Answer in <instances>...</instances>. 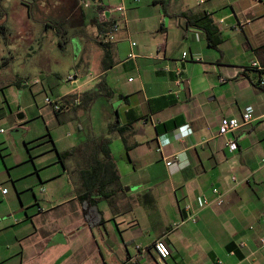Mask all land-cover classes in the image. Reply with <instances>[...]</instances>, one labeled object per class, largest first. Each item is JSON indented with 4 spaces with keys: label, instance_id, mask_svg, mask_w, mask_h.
<instances>
[{
    "label": "crops",
    "instance_id": "0c3cea01",
    "mask_svg": "<svg viewBox=\"0 0 264 264\" xmlns=\"http://www.w3.org/2000/svg\"><path fill=\"white\" fill-rule=\"evenodd\" d=\"M66 1L29 0L31 7L20 2L21 20L24 13L27 22L13 23L29 42L26 56L40 53L58 19L64 26L61 40L72 29L77 37V54L70 40L65 43L75 74L67 76L68 93L46 97L98 90L102 79L111 96L97 99L99 132L93 123L83 132L77 104L68 103L56 115L46 106L18 109V119L26 110L31 120L42 119L53 146L44 161L32 159L28 149L20 160L4 153L6 130L0 127V188L7 190L0 193V264H264L259 244L264 237V90L257 85L259 73L250 69L253 61L264 67V0H200L195 8L179 11L169 10V0H132L133 5L93 0L96 13L90 22L82 1L69 0L68 6ZM64 7L65 15L58 18L53 8ZM103 7L124 8L122 15L108 17L116 26L112 42H105L108 32L99 33L96 26ZM220 19L224 23L218 25ZM28 20L42 28L40 42ZM206 21L213 29L208 34ZM98 43L109 44L105 71ZM183 52L201 62L183 60ZM17 82L18 89L26 86ZM247 108L253 120L242 124ZM6 117L2 114L0 121ZM223 118L241 123L227 137L217 134ZM111 123L117 131L108 133ZM68 127L77 133H63ZM160 136L165 137L159 152ZM37 137L26 138L25 145ZM104 138L119 179L97 203L99 220L89 223L79 198L82 172L92 170L80 149L88 140ZM228 139L235 142L231 152ZM48 182L50 193L40 185L44 195L38 197L34 186ZM213 189L223 197L221 206L214 203ZM203 198L210 200L208 206ZM48 212L65 235L58 232L52 239L43 230L38 219ZM156 241L170 250L166 260L153 251Z\"/></svg>",
    "mask_w": 264,
    "mask_h": 264
},
{
    "label": "rangeland",
    "instance_id": "374dc122",
    "mask_svg": "<svg viewBox=\"0 0 264 264\" xmlns=\"http://www.w3.org/2000/svg\"><path fill=\"white\" fill-rule=\"evenodd\" d=\"M21 1L28 2L29 0H0V4L3 7H7V19L4 20V18H2L3 24H6L7 32L0 36V85H2L0 88V116L4 113L7 116L5 121H0V127L6 130L4 137L7 139L6 144L4 142V147L5 145L7 147L4 148L3 151L4 153L7 151L11 152L13 158L18 157L20 160L23 156L21 152L28 149L32 159L35 158V160H37L39 158V160L44 161L46 160L47 150L52 149L53 146L49 138L45 135L42 125L43 121L42 119L31 120V115L28 114L29 112L27 110L23 112L25 113L24 117L18 119V109L22 111V109H25L29 104H33V107L40 109L45 106L44 99L46 96H55L57 94L64 95L72 89L69 87L67 76L70 75L72 78L75 74V70L71 67V57L68 52L70 46H66L65 43L70 40L74 47L75 54H77V45L75 43L77 37L72 29L67 30V34L64 35L61 40L60 34H63V23H61V21L58 22V19H53V22H55L54 27L50 28L48 34L44 36L40 53L37 52L34 57L32 55L27 57L26 51L29 42L25 44L23 42V36L19 35V31L21 32V27L19 25L27 22L24 13L22 14L21 20ZM54 1L62 2L64 0H51L52 4ZM70 1L68 0L65 3L67 4ZM87 1H89V7L86 5L83 6L85 4L84 1H82L81 4L87 15V21L89 20L88 22H90V19L92 20L96 13V9L92 10L91 8L93 6V0ZM102 1L107 3L106 0ZM126 2L128 5H133L132 0H126ZM142 2L146 3L147 0H139L140 4ZM199 3L200 0H169L167 5L169 10L179 11L180 9L195 8ZM53 11L54 14L60 18L65 15L66 8L59 9V11L53 8ZM99 11L98 9V12ZM32 21L33 20H28L29 24L34 27L36 41L40 42L39 36L42 33V28ZM13 22H19V25ZM33 48L37 50V46ZM6 61L8 64L5 63ZM93 72L94 70L91 69L89 74L93 75ZM17 81L26 83V86L18 89L13 84ZM98 100L101 101L102 99L99 98ZM98 100H96L98 103L92 108V111L89 108L85 109L83 106L78 107L79 114L77 115V119L82 124L83 132H86V124L88 123H93L95 132L101 130V121L99 120L98 111L102 112V104ZM49 109L51 110V108ZM9 115H11L10 120L8 117ZM20 115H22V113H20ZM63 130V133L69 131L73 136L77 133L73 127L64 128ZM14 131H18V134H13ZM33 134L38 136L36 141L32 143V145H25L27 142L26 138L31 137ZM40 185H44L48 193H50L51 185L49 182L45 184L38 183L34 186V192L38 197L44 195L41 192L42 188ZM50 216L51 212H48L43 215L41 219H38L42 220L41 226L43 230L48 234L51 232L52 239H55V235L58 232L64 233L65 235L66 229L61 227L58 228V225L51 223L52 220H50ZM50 225H53V228ZM38 236L40 235H35L36 238H38ZM34 241H36V239ZM67 242V248H70L71 244L69 239H67Z\"/></svg>",
    "mask_w": 264,
    "mask_h": 264
},
{
    "label": "trees",
    "instance_id": "16d2710c",
    "mask_svg": "<svg viewBox=\"0 0 264 264\" xmlns=\"http://www.w3.org/2000/svg\"><path fill=\"white\" fill-rule=\"evenodd\" d=\"M87 1V0H80ZM100 9V8H99ZM206 17L197 18V21L204 19ZM97 19V18H96ZM205 20V19H204ZM207 27H204L203 30L208 34V32H212L211 25H208V21H206ZM99 33L101 32H109L113 27L109 20L104 24H96ZM98 46L101 48L103 56L101 67L102 70H107V66L105 60L110 57L109 44L107 43H98ZM18 86L20 83H13ZM98 90L94 89L88 92L77 94H69L62 98L58 99V104L60 105V109L58 111H52L53 114H58L68 103L74 105L75 101L79 100V104H77V108L83 106L85 109H88L91 104L100 97H110L111 93L106 89V85L104 83V79L97 85ZM264 90V89H262ZM117 123V122H115ZM117 131V128L113 126V123L108 125V133H113ZM109 139L104 138L101 140H88L86 141L80 150L87 152L86 161L87 168L91 169L88 171L82 172V182L84 184L82 188V193L80 194L79 201L83 208V213L86 220L89 223L93 222V219L96 218L99 220L100 213L97 210V203L99 199H106V193L116 187L118 184V175L115 163L112 159V156L109 151ZM75 151V150H74ZM71 154L69 152L67 155Z\"/></svg>",
    "mask_w": 264,
    "mask_h": 264
},
{
    "label": "built area",
    "instance_id": "2783aa9c",
    "mask_svg": "<svg viewBox=\"0 0 264 264\" xmlns=\"http://www.w3.org/2000/svg\"><path fill=\"white\" fill-rule=\"evenodd\" d=\"M134 2H138L139 0H133ZM202 3V2H200ZM94 4H98V1L95 0ZM86 4H84L85 6ZM89 4L87 3L86 6ZM119 12L121 15L124 13V8L122 7H116V8H102L97 14V21L100 24H104L109 20V15L112 13ZM224 20H218L217 24H223ZM245 24L248 25L249 23L246 22L244 24H240V29L243 30L245 28ZM116 31V26L108 32L107 36L105 37V42H112L113 41V33ZM134 45V44H133ZM182 59L183 60H191L194 62H201V59L198 56L190 57L187 52L182 53ZM250 69L256 71L259 73V77L257 78V85L261 88L264 89V67H262L257 61H253L250 64ZM223 81V80H222ZM58 99H51L48 97H45L44 99V105L46 107L51 108L52 111H58L60 109V105L57 103ZM76 104H79V100L75 101ZM252 116H251V109L247 108L244 110V112L241 115V123L242 124H249L252 122ZM241 123L237 119H221L218 129H217V134L220 137H227L231 135L235 130H237ZM0 132H3V130H0ZM165 136H160L158 138V151L160 152L162 149V142ZM235 142L233 139H228L227 142L225 143V146L229 152L233 151L234 149ZM262 164H264V159L261 160ZM172 162H166V166H171ZM0 193L2 195H5L7 193L6 189L0 188ZM212 195L214 197V203L216 206H221L223 204V197L220 194V192L217 189L212 190ZM210 204V200L207 198H203L202 200V205L203 206H208ZM259 244L264 252V237L259 239ZM239 248L244 247V243H240L238 245ZM153 251L155 252L156 256L160 260H166L170 256V250L168 247L165 245L164 242L162 241H156L153 245ZM217 264H225L223 262H217Z\"/></svg>",
    "mask_w": 264,
    "mask_h": 264
},
{
    "label": "flooded vegetation",
    "instance_id": "af4514ba",
    "mask_svg": "<svg viewBox=\"0 0 264 264\" xmlns=\"http://www.w3.org/2000/svg\"><path fill=\"white\" fill-rule=\"evenodd\" d=\"M24 5L26 7H31V2H24ZM6 8L7 7H3L1 4H0V36L1 34L4 35L6 34L7 32V28H6V24H3L2 22V18H4V20L7 19V14H6ZM5 11V12H4ZM7 63V61L5 62ZM8 64V63H7ZM6 64V65H7Z\"/></svg>",
    "mask_w": 264,
    "mask_h": 264
},
{
    "label": "water",
    "instance_id": "95a60500",
    "mask_svg": "<svg viewBox=\"0 0 264 264\" xmlns=\"http://www.w3.org/2000/svg\"><path fill=\"white\" fill-rule=\"evenodd\" d=\"M186 92H187V90H186ZM57 241L58 242H63V240L60 238V236L57 237Z\"/></svg>",
    "mask_w": 264,
    "mask_h": 264
}]
</instances>
